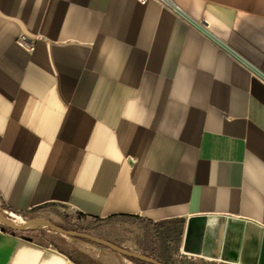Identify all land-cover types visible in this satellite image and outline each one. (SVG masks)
Returning a JSON list of instances; mask_svg holds the SVG:
<instances>
[{"label": "crops", "instance_id": "crops-1", "mask_svg": "<svg viewBox=\"0 0 264 264\" xmlns=\"http://www.w3.org/2000/svg\"><path fill=\"white\" fill-rule=\"evenodd\" d=\"M44 204L264 264V0H0V205ZM0 264L80 263L0 226Z\"/></svg>", "mask_w": 264, "mask_h": 264}, {"label": "rangeland", "instance_id": "rangeland-1", "mask_svg": "<svg viewBox=\"0 0 264 264\" xmlns=\"http://www.w3.org/2000/svg\"><path fill=\"white\" fill-rule=\"evenodd\" d=\"M53 212V211H51ZM46 213L54 223L64 229H77L92 236L107 240L113 245L147 255L157 261L173 264H217L212 261L193 260L176 254L177 241L172 236L167 242H162L156 234L153 226L147 228L139 222H130L122 218H116L100 222H78L62 213ZM1 214V213H0ZM14 226H9L0 218V226L8 231L28 236L31 240L63 251L69 257L78 259L82 264H147L119 255L92 241L71 238L54 232L47 227L42 220L32 217L21 223H14L6 218ZM24 227L25 229H20Z\"/></svg>", "mask_w": 264, "mask_h": 264}, {"label": "water", "instance_id": "water-1", "mask_svg": "<svg viewBox=\"0 0 264 264\" xmlns=\"http://www.w3.org/2000/svg\"><path fill=\"white\" fill-rule=\"evenodd\" d=\"M0 213L14 223H21L25 220L32 218V217H37L40 220H42L43 223L47 227L52 228L54 230V232H56L58 234H61L63 236H68L71 238H80V239L92 241V242L99 244V245H101L107 249H110L113 252L118 253L119 255L128 257V258L135 260V261H138V262H143V263H147V264H173V263H163V262L157 261L154 258H151L147 255H142V254H139L137 252L130 251L128 249H124L122 247L113 245L112 243L108 242L107 240L92 236V235H90L86 232H83L81 230L64 229L61 226L54 223V221L49 216H47L43 213L30 212L27 214H17V213L10 211V210H7L2 205H0ZM229 257L232 260L236 259V257L234 255H230Z\"/></svg>", "mask_w": 264, "mask_h": 264}, {"label": "trees", "instance_id": "trees-1", "mask_svg": "<svg viewBox=\"0 0 264 264\" xmlns=\"http://www.w3.org/2000/svg\"><path fill=\"white\" fill-rule=\"evenodd\" d=\"M5 208L7 210H10L14 213H17V214H27V213H30V212H34V213H40L41 211H44V210H51L53 212H57L56 209L54 208V206L52 204H44V205H40V206H37V207H34V208H31L30 210L28 211H25V212H16V211H13L11 210L10 208L6 207ZM116 218H122V219H125V220H128L130 222H139L141 223L143 226H145L146 228L149 226V225H152L154 227V230L156 231V234L159 236L160 240L162 242H167L169 239L172 238V236H175V239L176 241L178 240V234L174 231L173 228H168V227H165L164 229H161L160 225L161 223H151L149 221H146V220H143L139 217H134V216H123V215H111V216H108V217H105V218H100V219H96V218H93V219H90L88 220L89 222L93 221V222H100V221H107V220H112V219H116ZM78 219L80 220H85V217L83 216H79ZM182 225V221H178L176 223L175 226L177 227H180ZM74 259L76 262L82 264L81 262H79L78 259H75V258H72Z\"/></svg>", "mask_w": 264, "mask_h": 264}, {"label": "bare ground", "instance_id": "bare-ground-1", "mask_svg": "<svg viewBox=\"0 0 264 264\" xmlns=\"http://www.w3.org/2000/svg\"><path fill=\"white\" fill-rule=\"evenodd\" d=\"M0 218L3 219L4 222H5L6 224H8L9 226H14V225L11 224L7 219H5V218L3 217L2 214H0ZM19 228H20V229H25L24 227H19Z\"/></svg>", "mask_w": 264, "mask_h": 264}]
</instances>
